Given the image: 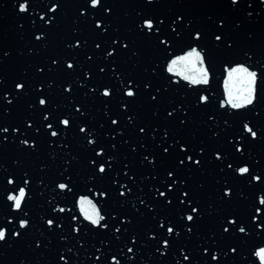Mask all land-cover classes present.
<instances>
[{"label": "water", "instance_id": "water-1", "mask_svg": "<svg viewBox=\"0 0 264 264\" xmlns=\"http://www.w3.org/2000/svg\"><path fill=\"white\" fill-rule=\"evenodd\" d=\"M178 57L147 0H0V264H264V170Z\"/></svg>", "mask_w": 264, "mask_h": 264}, {"label": "snow or ice", "instance_id": "snow-or-ice-1", "mask_svg": "<svg viewBox=\"0 0 264 264\" xmlns=\"http://www.w3.org/2000/svg\"><path fill=\"white\" fill-rule=\"evenodd\" d=\"M236 2H237V0H232V3H233V4H235ZM98 3H99V0H92V5H93V6H96ZM20 10H21L22 12L25 11L24 5H20ZM147 26H148V27H151L152 25H151V23L149 22V23L147 24ZM38 39H39V37H38ZM216 40H218V41L221 40V37H220V36H216ZM187 57L201 58V53H200L196 48H193V49H191L190 52H188V53L186 54V56L178 57L177 60H184V59H186ZM177 60H173V61L171 62V64L169 65V71H171V67H172V65H174V64L177 63ZM201 63H203V60H202V59H201ZM72 66H73L72 64H69V65H68L69 68H71ZM235 73H239V74H241V75L246 76L247 83H248L249 87L247 88V95L244 96L243 99H244V101H245L246 104L251 105V104L253 103V101H254V92H255L254 85H255V82H256L257 73L254 72V71H250V70H249L247 67H245L244 65H239V66H237V67H233V68L229 69V76H231L232 74H235ZM207 76H208L207 72L204 71V70H201V80H202L203 83H207V82H208ZM194 82H196V81H194ZM16 87H17V88H21L22 85H21V84H17ZM104 95L107 96V95H109V93H108L107 91H105V92H104ZM127 95H128V96H133L134 93H133L132 91H128V92H127ZM202 99H205V98H202ZM226 99H227V103H229V104H230L232 107H234V108H239V107L242 106L240 103H233L231 93H229V95H228V97H227ZM40 103H41V104H44L45 101L42 99V100L40 101ZM222 106H223V105H222ZM169 115H171V113H169ZM63 123H64L65 125H67V124H68V121L65 120V121H63ZM112 123L115 124L116 121L113 120ZM245 129H246L247 131H249L253 137L256 136V132H255V131H252V129L248 128L247 125H245ZM3 131L7 132L8 129L5 128V129H3ZM140 131L143 132V129H141ZM52 135H56V133L53 132ZM24 143H27V141H24ZM165 151H167V149H165ZM188 159L191 160L192 158L189 157ZM181 163H183V161H181ZM197 163H198V161H197ZM100 171L103 172V171H104V168L101 167V168H100ZM239 172H240L241 174L246 173V172H248V168H247V167L240 168V169H239ZM169 175H171V173H169ZM9 183H11V181H9ZM59 187H60L61 189H64V188L66 187V185H65V184H60ZM122 194H123V193H122ZM160 195H163V193H160ZM24 197H25V189H24V188H20L18 194L15 195V196H13V195H9V196H8V200H10V201H14V207L17 208V209H19L20 206H21V201H22V199H23ZM87 203H88V204H91L90 201H87ZM192 211L195 212L196 209L193 208ZM96 215L98 216V219H92V220H91V222H92L94 225H95V224H98L100 220H103V219H104V217H103V216H99L98 213H96ZM187 220H188V221H192V220H193V216H192V215H188V216H187ZM25 223H26V222H22L20 226H21V227H24V226H25ZM48 223H49V225H51V224H52V221L50 220V221H48ZM168 231L171 233V232L173 231V229L170 227V228H168ZM241 231H244V229H241ZM19 234H20V233H17V235H19ZM4 239H5V232H4V230L0 229V240H4ZM261 251H264V249H262ZM185 259H187V257H185Z\"/></svg>", "mask_w": 264, "mask_h": 264}]
</instances>
